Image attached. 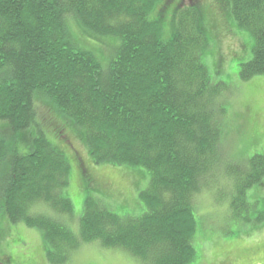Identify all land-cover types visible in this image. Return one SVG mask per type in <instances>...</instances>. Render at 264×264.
Instances as JSON below:
<instances>
[{"label":"trees","instance_id":"obj_1","mask_svg":"<svg viewBox=\"0 0 264 264\" xmlns=\"http://www.w3.org/2000/svg\"><path fill=\"white\" fill-rule=\"evenodd\" d=\"M216 1L255 39L241 79L264 73V0ZM204 9L201 0H0V121L6 124L0 126V211L11 224L44 230L52 263L68 262L74 250L97 241L128 250L144 264H189L196 254L197 196L224 175L232 181H220L221 188H235V204H244L254 185L264 187V153L236 171L220 167L231 94L212 81L205 63ZM152 11L168 21L173 16L170 38ZM70 16L95 34L122 38L107 70L92 51L72 42ZM212 18L219 27L221 17ZM39 97L60 115L54 129L67 148L73 134L96 165L149 170V185L140 193L144 214L120 216L87 188L79 233L70 229L74 202L65 190L72 161L47 136ZM252 104L246 103L241 119L251 115ZM33 126L40 133L31 137ZM77 159L83 189L92 187L93 172ZM55 251L65 254L57 258Z\"/></svg>","mask_w":264,"mask_h":264},{"label":"rangeland","instance_id":"obj_2","mask_svg":"<svg viewBox=\"0 0 264 264\" xmlns=\"http://www.w3.org/2000/svg\"><path fill=\"white\" fill-rule=\"evenodd\" d=\"M201 1L205 7L202 26L208 29L206 32L209 43L205 63L212 81L223 82V91L231 94L225 105L224 131L222 130L223 139L220 146L222 157L220 167L223 172L225 169L231 172L243 166L248 158L264 153V73L247 80L241 79V63L253 57L254 36L249 30L241 28L233 16L227 13L223 15L224 10L216 0ZM211 15L221 17L219 27L215 26ZM150 16L161 20L163 37L170 38L175 29L173 16L170 21L161 18L160 13L156 11H152ZM68 25L72 42L92 51L102 68L107 70L117 55L122 38L113 34H95L71 16L68 18ZM247 102L253 103L252 113L249 117L241 119L240 114L245 111ZM37 104L39 114L45 122L43 126L47 136L65 150L67 159L72 161L69 185L65 190V195L74 202L76 220H71L67 224L70 229L79 233V217L84 213L86 198L91 195L89 189L99 200L102 196L106 198L103 199L109 203L110 209L120 216L137 218L148 210L140 196L149 185L148 169L140 166L94 164L85 144L73 134L72 137L68 135L69 148L58 136V132L56 135L54 126L59 122L60 115L53 107L47 105V101L42 97H39ZM2 123L6 126L2 121L0 126ZM73 129L79 134L84 131L78 125ZM65 131L67 133L70 129ZM257 132L260 138L255 136L258 135ZM39 133L38 128L33 126L30 136ZM23 135L27 136L25 133ZM77 157H81L82 162L93 172L90 181L97 191L91 186H85L83 189ZM224 176L220 177L221 182L232 181L229 175ZM220 181L216 179L211 188H206L197 196V231L194 238L196 254L189 264H264V187L254 185L247 192L246 203L235 204L233 201L238 197L235 188L233 191L225 186V190H222ZM3 213L0 211V264H54L47 257L45 231L40 227L28 226L23 221L11 224L6 221ZM64 254L65 252L55 251L57 258L63 257ZM56 264H144V262L128 250L107 247L96 241L84 243L72 252L68 262Z\"/></svg>","mask_w":264,"mask_h":264}]
</instances>
